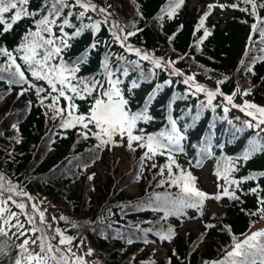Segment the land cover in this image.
<instances>
[{"label": "trees", "instance_id": "trees-1", "mask_svg": "<svg viewBox=\"0 0 264 264\" xmlns=\"http://www.w3.org/2000/svg\"><path fill=\"white\" fill-rule=\"evenodd\" d=\"M193 1L184 0L172 18L164 15L163 19H157L168 0H92L98 7L108 8L112 17L101 25L99 32L94 34L92 30H85L73 40L65 59L71 62L89 44L96 42L97 48L92 51L88 62L80 66L77 75L85 79H102V62L107 55L112 69H121L117 73L122 82L120 88L132 112L144 108L146 99L156 90L155 99L148 106V115L152 119L139 123L138 128L146 134L170 131L171 116L186 137L180 143L183 151L172 152L176 162L197 177L196 185L205 193L208 192L201 183L200 170L209 164L212 185L219 192L218 184L229 187L215 174L224 158L240 155L251 142L264 144V125L257 128L255 119L225 100V96L232 95L239 86L241 90L250 89V94L235 95V104L247 100L264 107V42L258 33L251 32L255 18L250 15V6L243 4L242 0H217L218 4H237L239 7L223 8V16L212 9L205 20V28L212 34L198 44L197 38L203 35L204 29L196 31V25L212 2L196 0L192 4ZM68 2L72 3V0ZM44 5L45 0H29L28 10L39 14L17 22L8 33L0 36V44L14 49L29 29L35 30L34 20L47 13ZM245 7L249 12L240 10ZM70 10L78 13L81 9L65 8L61 20ZM259 14L264 17V9H259ZM5 15L7 18L11 13ZM70 19L76 27L80 26L81 21L75 15ZM96 20H103V16L89 11L84 23ZM114 21L125 31H136V35L124 41L125 45L139 48L142 54L147 53L150 57L161 58V66L155 67L151 59L142 60L135 52L122 47L112 35L117 31L112 27ZM65 30L71 32L74 29ZM56 31L58 33V29ZM241 60L251 67V72L241 65ZM0 63H3L2 57ZM18 63L26 68L19 59ZM124 67L128 68L127 75L122 73ZM2 75L7 76L6 73ZM26 76L31 84L50 91L45 81L36 80L29 72ZM188 76L194 79L185 84ZM220 80L224 83L218 85ZM134 82L139 87H133ZM196 84L203 85L206 90L219 88L222 95L214 97L209 106L207 92H197ZM24 88L28 91L19 95ZM47 91L38 97L36 89L29 88L28 84L9 85L7 79L0 80V113L3 115L0 120V175L7 185L5 189L10 182L16 186V193L27 194L12 195L13 200L25 204L26 213H32V196L48 202L56 212L55 228L74 237L75 242L83 241L92 250L91 264H151L153 261L155 264H168L169 260L171 264H204L205 261H217L226 251L232 250V237L242 240L261 221L258 213V199L264 197V177L261 176L243 181L239 188L231 185L230 191L235 190L240 199H221L225 202L221 213L206 205V200L202 209L186 208L182 215L165 218L164 212L153 210L155 205L149 202L155 200L156 194H176L179 191L167 184L158 186L161 179H167L166 171L164 176L159 175L160 167L168 163L167 154L141 161L146 149L130 151L126 146L122 147L130 169L116 181V163L108 155L116 147L97 148L98 141L94 137L83 139L79 135L83 131L80 127L61 128L60 119L53 118V112L44 106L50 104L51 99H44V105L40 103L41 98L47 96ZM89 102L90 99L76 100L79 111L86 112ZM66 103L61 98L60 106ZM248 123L253 127H247ZM14 124L16 128L12 127ZM99 163L109 167L105 172L107 179L102 183L96 177L95 165ZM153 163L156 168L151 167ZM173 171L178 170L174 167ZM259 172H264V151L256 152L247 161L241 160L231 178L242 180ZM89 176L93 178L89 180ZM131 184L138 187L137 197L126 191ZM253 188L257 191L252 192ZM11 208H15V204ZM32 216L36 227L49 236L57 235L46 223L41 224L38 216ZM61 216L66 219L61 220ZM188 219L199 220L195 232L186 230L180 233V227ZM208 224L214 227L207 228ZM170 226L175 236L171 241H161L156 233L166 231ZM260 230H264V225ZM13 232H16L15 228L9 231L12 247L7 249L8 255L0 254V264H12L20 253L15 247L19 243L12 236ZM3 239L0 237V241ZM58 239L57 236L52 243ZM129 239L132 243H128ZM151 243L165 249L160 258L154 257L155 248H148ZM173 250L176 255H173Z\"/></svg>", "mask_w": 264, "mask_h": 264}, {"label": "snow or ice", "instance_id": "snow-or-ice-1", "mask_svg": "<svg viewBox=\"0 0 264 264\" xmlns=\"http://www.w3.org/2000/svg\"><path fill=\"white\" fill-rule=\"evenodd\" d=\"M28 3L29 0H0V25H3V28L0 29V36L8 33L23 18L35 17L39 14L29 11L27 8ZM242 3L250 6V15L255 18V22L251 25L252 34L258 33L261 41L264 42V17H261L259 14V9H264V0H242ZM183 4L184 0H168L167 6L160 9V15L157 19H163L164 15L172 18ZM44 6L47 8V13L41 16L40 19L34 20L35 30L29 29L14 49L10 50L6 45L0 44V57L3 58V63H0V80L7 79L9 85L23 86L24 84H28L29 88L36 89L38 97L42 92H46L47 90L31 84L28 76H26V72H29L31 77L36 80L45 81L50 91H47V96L41 98V105H44V99L50 98L51 103L44 106L53 112V118L58 117L60 119L59 126L64 129L80 127L83 131L79 135L83 139L94 137L98 141L97 148L126 146L130 151H136L137 148L146 149L141 157V161L145 159L151 160L158 155L167 154L168 163L165 166H161L159 171L160 176H164L166 171L167 179H161L158 186L167 184L168 187H175L179 191L176 194H156L155 200L149 202L155 205L153 210L163 211L166 218L169 215H182L183 210L186 208L202 209L205 201L208 199L220 201L224 197H227L230 200H239L240 197L236 194V191H230L231 185H236L239 188L240 183L243 181L254 180L257 176L264 177V172H259L243 177L242 180L231 178L232 172L237 170V164L241 160L247 161L256 152L264 151V144L251 142L240 155L225 157L223 163L218 166V170L215 173L216 176L218 179H222L229 187L218 184V188L221 191L215 195H210L200 190L196 185L197 177L191 171L180 166L172 155L173 151H183L180 143L186 138L177 127L176 120L169 116L170 131L159 134H146L143 129L138 128L139 123L148 122L152 119L148 115V106L155 99L156 90L146 99L144 108L132 112L129 109V101L125 98L120 88L122 82L118 78L117 73L121 69L114 71L107 55L102 62V68L104 69L102 79H97L96 77L85 79L77 75L80 71V66L88 62L92 51L97 48L96 42L89 44L71 62L65 59V54L73 46V40L79 38L85 30H92L95 34L99 32L102 24L108 23L109 18L112 17V13L108 11V8L98 7L92 0H72V3H69L68 0H45ZM77 7L81 9L78 13L70 10L61 20L65 8L74 9ZM215 7H220L221 9L225 7L237 8L239 5L209 4V10L201 16L196 25V31L204 29L203 35L197 38L198 44H202L212 34L205 28V20ZM240 10L249 12L248 7L241 8ZM89 11L102 15L103 20L84 23V18ZM8 13H11V16L6 18L5 14ZM74 15L81 21L79 27H76L71 22L70 18ZM87 19L91 20V17H87ZM112 27L117 29V31L112 32V35L116 41L120 42L122 47L135 52L142 60L151 59L155 67L161 66V58L150 57L147 53L142 54L139 48H132L130 45L124 44V41L129 36L136 35V31H125V28H121L119 23L115 21L112 23ZM132 27H135V25ZM66 28L74 30L68 32L65 30ZM56 29H58V33ZM120 33H124V35L121 36ZM249 41L250 43L253 42L252 35L249 36ZM245 55H248L247 50ZM18 59L23 62L26 68L22 67L21 63H18ZM241 65L245 66L247 71H252L251 67L245 65L243 60H241ZM5 73L7 74L6 77L2 75ZM122 73L127 75L128 68L124 67ZM176 74L179 75L180 73L177 72ZM193 79L194 77L188 76L184 80V83L188 84ZM226 79L228 78L225 77ZM223 83L224 80L217 81L218 85ZM133 87H139V84L134 82ZM195 88L197 92H207L209 106L212 105L214 97L218 94L222 95L219 88L206 90L201 84H196ZM25 91H28V88H24L19 95H23ZM237 94L248 96L250 89L241 90L237 86L232 95L225 96L227 103L239 108L247 116L255 119L257 121L255 126L257 128L260 125H264V107H260L247 100H244L242 104H235L233 97ZM61 98L67 102L63 107L60 106ZM89 99L87 111L80 112L76 100ZM29 104H31L30 101ZM224 111L227 112L228 109L225 108ZM12 127L16 128V125L14 124ZM247 127H253V125L248 123ZM17 142L19 143V140ZM134 144L136 147H134ZM197 166H199V162ZM141 167H143V164H141ZM151 167L156 168L157 165L153 163ZM174 167L178 171L174 172ZM92 178V176H89V180ZM3 180L4 177L0 175V181ZM4 191L14 193L15 187L9 182L8 187L5 189L4 184L0 183V196L3 195ZM251 191L256 192L257 189L253 188ZM16 194L27 195L26 193ZM29 199L31 198L29 197ZM8 201H12L22 211L26 207L24 203H18L13 200L12 195H9L7 199H0V218H2V222H0V237L4 238L3 241H0V254L8 255L7 249L12 247L9 231L15 228L16 232H13L12 236H15L17 239L20 237L27 238L23 239L20 244L15 245L20 250V253L12 260V264H70L71 258L75 257V253L71 249L75 238L64 235L59 228L55 230L56 236H49L44 233L43 229L35 226L34 217L32 216H28L27 220L33 227L29 230H24L25 226L19 220L18 214L12 212L7 207ZM258 204L260 205L258 213L261 218H264V197L258 199ZM32 207L35 210V205ZM255 214L250 213V215ZM14 219L15 223H12ZM60 219L64 220L66 217L61 216ZM39 221L41 224L45 223L44 212L42 211L39 212ZM206 227L212 228L214 226L208 224ZM28 231H31L33 234L40 232L41 235L33 239L27 236ZM148 231L151 230L149 229ZM156 234L161 241H171L175 236V231L170 226L166 231H159ZM57 236L59 239L56 244H53L52 241L56 240ZM232 241L231 251H226L220 260L205 261L204 264H264V230L252 232L243 240H237L235 237H232ZM147 242L145 241V243ZM30 243L36 245L39 248V252L30 251L28 247ZM128 243H132V240L129 239ZM60 246L67 247L61 248ZM91 253L92 250L89 249L88 254L91 255ZM173 255H176L175 250H173ZM75 261L76 264H85L80 257H75ZM151 264H155V262L153 261ZM168 264H171V260L168 261Z\"/></svg>", "mask_w": 264, "mask_h": 264}, {"label": "rangeland", "instance_id": "rangeland-1", "mask_svg": "<svg viewBox=\"0 0 264 264\" xmlns=\"http://www.w3.org/2000/svg\"><path fill=\"white\" fill-rule=\"evenodd\" d=\"M196 0H194L192 2V4L195 2ZM212 2V4H217V0H209ZM215 13L219 16H223L224 15V9H221L220 7H215ZM1 106V105H0ZM2 113H0V120L2 119ZM109 156H112L113 161L116 163V171L114 172V178L116 181L121 180L122 177L129 171L130 166H129V161L125 152V149L122 147H116L114 149H112L110 151V153L108 154ZM107 155V156H108ZM109 167H107L105 164L103 165V163H99L97 165H95V170H96V177L98 178L99 182H105L107 179V175H105V172L108 170ZM200 174H201V183L202 185L205 187V190H207L208 194L210 195H215L218 192L216 191V188L214 187V185H212V179H211V169L209 167V164H205L202 166L201 170H200ZM3 183V181H2ZM4 186H7L5 183H3ZM16 187V186H14ZM126 191L132 195L133 197H137L138 196V187L136 184H131L129 187H127ZM3 198L0 196V199H5L7 198V194L13 195L16 193V191L14 193H9L6 191L3 192ZM13 205V203L11 201H8L7 207L12 211V212H16L18 214L19 220L24 224V230H29L33 227L32 224L28 223L27 217L28 216H32L35 215L36 217L38 216L39 218V212H44V217H45V223L50 226L54 231L56 230L55 226H54V222L55 220L53 218L56 219V212L52 209V207L48 204V202L37 198L35 196H32V200H31V205H35V210L32 207V213L30 212V214L26 213L24 210L23 212L16 207L15 208H11ZM206 205H208L212 210H214L215 212L221 213L224 210L225 207V202L223 200L220 201H216L213 199H208ZM22 212H20V211ZM33 217V216H32ZM2 220V218H0V221ZM12 223H15V219L12 221ZM44 223V224H45ZM199 224V220L198 219H188L184 222V224L180 227L179 232L180 233H184L186 230H192L194 231L196 229V227ZM262 225H264V220L263 218H261V221L257 224H255L247 233L246 235L243 237V239L247 236L250 235L252 232L258 231L260 229V227H262ZM195 232V231H194ZM56 233V231H55ZM40 232H36L35 234H33L31 231L27 232V236L32 237L33 239H35L36 236H39ZM65 235V234H64ZM67 236V235H66ZM27 237H20L19 239H17L18 243L20 244L23 239H25ZM242 239V240H243ZM57 242H55L56 244ZM54 244V243H53ZM202 246V244H201ZM30 251L33 252H39V248L36 245H32L31 243L28 245ZM61 248H65L67 246H60ZM151 249L154 248V246L150 247ZM72 252L75 253V257H80L83 259V261L85 262V264H91V255L88 254V247L84 244V243H80V242H75L73 240V244L71 246ZM156 253L154 254L155 258H160L164 253V248L163 247H156ZM59 255V254H57ZM75 257H72L70 260V264H76L75 261Z\"/></svg>", "mask_w": 264, "mask_h": 264}]
</instances>
